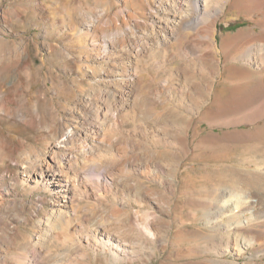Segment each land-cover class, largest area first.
Here are the masks:
<instances>
[{
  "label": "bare ground",
  "instance_id": "bare-ground-1",
  "mask_svg": "<svg viewBox=\"0 0 264 264\" xmlns=\"http://www.w3.org/2000/svg\"><path fill=\"white\" fill-rule=\"evenodd\" d=\"M124 1L125 8L116 14L121 19L118 29L108 24L105 11L82 22L93 40L91 59L103 67L102 79L119 88L114 94L101 90L99 98L88 102L78 99L69 117L87 128L60 124L48 158L23 166L22 183L54 199L36 235L18 244L15 263L49 264L62 258L61 264H86L87 259L93 264L98 252L107 257L106 264H149L157 251L168 249L170 255L186 258L185 264H236L212 258L226 257L232 249L264 255V164L250 170L243 160L223 171L193 175L190 168L195 165L183 163L207 152L264 142V0ZM232 11L261 18L256 28L226 36L219 47V21H233L226 17ZM151 53L159 55L153 69L163 72L159 87L183 113L173 109L165 117L152 116L151 127L137 121L134 131H106L112 120L116 128L125 124L124 111L142 85L137 63ZM179 60L186 69L167 68ZM179 74L189 87L177 93L170 82ZM204 123L210 129L207 135ZM160 147L165 149L158 151ZM207 180L216 183L205 185ZM178 181L184 184L180 195L186 206L204 211L206 221L205 229L196 225L195 232L182 230L178 241H172L166 217L174 202L167 192L176 197ZM53 239L64 249L50 257L46 245ZM187 240L201 241L202 253L195 255L184 246ZM45 252L49 263L42 261ZM245 264L262 263L251 254Z\"/></svg>",
  "mask_w": 264,
  "mask_h": 264
},
{
  "label": "rangeland",
  "instance_id": "rangeland-1",
  "mask_svg": "<svg viewBox=\"0 0 264 264\" xmlns=\"http://www.w3.org/2000/svg\"><path fill=\"white\" fill-rule=\"evenodd\" d=\"M124 5V0H0V264H16L15 261L19 258L18 244L34 237L38 232L36 226L44 219L46 212L52 210L54 195L22 183L23 166L31 164L28 163L31 161L48 158L60 124L72 130L87 128L84 124L71 121L69 117L68 110L75 108L78 99L88 102L99 98L101 90H110L114 94L119 88V84L107 85L102 79V65L91 59V55H94L91 34L85 32L81 25L82 22H90V16L95 19L97 13L105 11L108 24L113 23L117 28L121 19L116 14L125 8ZM237 13L232 11L226 15L233 18L228 23L223 18L220 19L217 35L219 47L226 36L256 28L255 21L261 18L257 14L251 18L248 13L240 16ZM221 57L225 59L224 56ZM158 60L159 55L151 53L137 63V76L142 88L136 91L131 108L124 111L125 124L116 128L112 120L109 125H105L106 131H134L137 129V121L151 127L149 120L152 116L165 117L173 109L183 113L159 87L163 72L153 69V63ZM177 67L183 70L187 64L179 60L167 66L173 70ZM179 75L170 82L177 93L189 87V83ZM220 80L221 78L216 82L218 90L221 89L218 87ZM215 96L217 92L214 93ZM210 107L209 104L205 109ZM249 127L253 128L243 126L241 129ZM169 129L175 132L173 128ZM203 129H207L203 135L210 131L207 123L203 124ZM216 131L222 133L220 129ZM190 134L192 136V130ZM168 138H172V135ZM164 149L160 147L158 151ZM217 151L214 154H202L196 161L192 157L184 158L183 163H188L184 167L194 164L190 168L193 175H201L223 171L224 167L239 165L243 160L245 167L250 170L259 169L256 165L264 164V158L261 157L264 151L263 140L240 145L238 149L233 147L227 151ZM260 168L264 169V166ZM214 182L216 183L214 180H207L205 185ZM153 185L166 191L163 185ZM177 189L176 197L166 191L174 202L170 216L166 217L171 224L169 236L172 241L173 237L178 241L177 235L182 230L195 232L196 225L205 229L203 224L206 221L204 211H191L181 198L183 182H177ZM185 234L182 233V236ZM184 243V246L194 249L195 255L202 253L199 251L201 241L195 243L187 240ZM46 247L50 257L60 254L64 249L63 243L54 239ZM233 250L226 257L215 255L212 258L245 264L252 254L256 262L264 264V255L253 249L241 253ZM170 251L171 249L157 251L149 264L186 263V258L172 256ZM45 253L47 258L42 261L49 263V255ZM91 254H94L93 251ZM94 255L97 259H92L93 264H106L107 257L98 252ZM61 260L63 259L59 258L58 262L49 264H61ZM88 261L91 260L87 259L84 263L88 264Z\"/></svg>",
  "mask_w": 264,
  "mask_h": 264
}]
</instances>
